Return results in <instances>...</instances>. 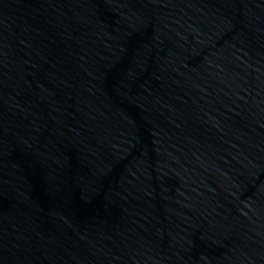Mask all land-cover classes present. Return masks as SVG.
Wrapping results in <instances>:
<instances>
[{
  "label": "water",
  "instance_id": "obj_1",
  "mask_svg": "<svg viewBox=\"0 0 264 264\" xmlns=\"http://www.w3.org/2000/svg\"><path fill=\"white\" fill-rule=\"evenodd\" d=\"M0 264H264V0H0Z\"/></svg>",
  "mask_w": 264,
  "mask_h": 264
}]
</instances>
